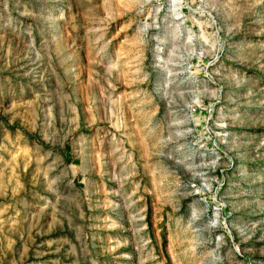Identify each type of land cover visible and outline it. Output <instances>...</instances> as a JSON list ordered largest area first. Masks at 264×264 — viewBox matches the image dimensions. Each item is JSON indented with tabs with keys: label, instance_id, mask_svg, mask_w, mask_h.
Wrapping results in <instances>:
<instances>
[{
	"label": "rangeland",
	"instance_id": "1",
	"mask_svg": "<svg viewBox=\"0 0 264 264\" xmlns=\"http://www.w3.org/2000/svg\"><path fill=\"white\" fill-rule=\"evenodd\" d=\"M0 264H264V0H0Z\"/></svg>",
	"mask_w": 264,
	"mask_h": 264
}]
</instances>
